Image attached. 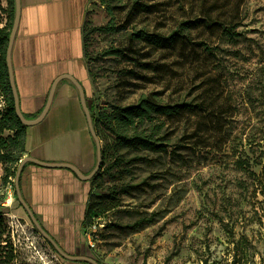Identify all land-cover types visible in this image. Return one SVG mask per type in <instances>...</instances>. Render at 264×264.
<instances>
[{
    "label": "rangeland",
    "instance_id": "rangeland-1",
    "mask_svg": "<svg viewBox=\"0 0 264 264\" xmlns=\"http://www.w3.org/2000/svg\"><path fill=\"white\" fill-rule=\"evenodd\" d=\"M137 2L154 11H142ZM107 7L92 0L85 27V87L95 113L150 93L202 109L162 119L167 153L121 148L99 129L105 160L91 180L92 206L72 256L101 264H231L242 242L252 264H264V0H123L113 15ZM7 10L0 0V28L8 24ZM210 17L240 22L243 35L232 43L219 31H192L190 37L206 42L215 56L188 45L157 50L133 39L135 31L169 34L185 20ZM110 24L120 30H96ZM116 48L154 68L107 54ZM4 109L0 92V117ZM136 156L143 160L132 161ZM120 157L125 161L118 164ZM5 175L0 161V209L8 212L0 241L14 245L18 261L71 264L36 230L16 200L15 180L6 184ZM86 214L100 228L90 240ZM142 218L154 223L127 228Z\"/></svg>",
    "mask_w": 264,
    "mask_h": 264
},
{
    "label": "crops",
    "instance_id": "crops-1",
    "mask_svg": "<svg viewBox=\"0 0 264 264\" xmlns=\"http://www.w3.org/2000/svg\"><path fill=\"white\" fill-rule=\"evenodd\" d=\"M20 4L12 63L21 111L35 120L45 109L58 79L71 76L86 91L89 74L84 29L92 0H20ZM26 147L25 158L69 164L85 176L96 169L97 146L79 90L70 80L59 83L44 121L28 127ZM21 191L43 228L66 253L77 255V238L92 181H84L68 169L28 164L22 174Z\"/></svg>",
    "mask_w": 264,
    "mask_h": 264
},
{
    "label": "trees",
    "instance_id": "trees-1",
    "mask_svg": "<svg viewBox=\"0 0 264 264\" xmlns=\"http://www.w3.org/2000/svg\"><path fill=\"white\" fill-rule=\"evenodd\" d=\"M6 1L8 3V24L5 27L0 28V92L5 97L4 115L0 117V135H3L5 131H11L14 134L6 138L0 137V161L5 165L6 175L4 182L9 184L13 182L12 179H16L18 168L24 158L23 155L27 153L26 142L28 127L23 125L16 114L14 97L9 80L6 58L7 49L9 46V38L15 19L16 3L15 0ZM102 1L108 5L107 11L110 15H113V11L115 10L116 6L123 2V0ZM136 4L144 12L152 13L154 11V7L148 3L137 2ZM240 24V22L237 23L232 19L220 20L218 18L213 19L212 17H210V19H188L181 22L179 28L169 34L150 32L146 29H142L135 31L133 34V39H136L137 41L157 50L170 51L175 50L178 45H188L202 48L205 52L215 56V50L212 47H210L206 42L195 41L190 37V33L201 28L210 30V32L219 31L225 40L233 43L239 41L243 37L242 33L238 32ZM96 30L106 34H111L117 33L120 29L117 26L110 24ZM84 41H86V29H84ZM107 54L110 56L119 57L126 61L136 62L145 68H154L152 63L141 62L136 57L130 55V51L127 49H111L107 51ZM158 96L159 95L157 93L143 95L136 103L123 106L114 105L111 109V112H101L99 114H96L93 106H90L94 128L98 136H100L99 129L102 128L107 133H110L113 137H115L117 146L121 148L167 153L168 145L165 144L163 139L160 137L161 129L163 127V124H161L162 119H172L179 117L185 112L193 113L197 110L201 111L202 107L201 105H197L192 102H165ZM39 114H37L34 119H36ZM25 118L28 119L26 116ZM105 155L106 151L104 146H102L101 168L103 167ZM142 160L143 158L138 156L132 159L134 162H139ZM118 161V164H121L125 161V159L124 157H120ZM261 166H263V163ZM262 172L264 173V166L262 167ZM21 180L22 176L20 179V185ZM92 193L90 195V200L86 210L87 213L91 210ZM15 196L16 200L18 201L16 189ZM18 204L20 208L24 210L19 201ZM24 212L26 213L25 210ZM7 213L8 212H6L5 209H0V238L1 236L5 235L7 231L5 219V215ZM26 215L28 216L27 213ZM86 215L87 216L85 217L86 219L84 225L85 229H87L92 224L89 215ZM153 223V218H142L127 228L131 230H139ZM49 244L55 251H57L51 245V243ZM244 251L245 248L243 243H236L234 248V258L231 264H252V261L246 256ZM62 259L64 261H68L64 257H62ZM69 262L71 264H77V262ZM97 262L100 263L99 261ZM0 264L28 263L18 261L17 256L15 255L14 245L11 242L0 241Z\"/></svg>",
    "mask_w": 264,
    "mask_h": 264
},
{
    "label": "water",
    "instance_id": "water-1",
    "mask_svg": "<svg viewBox=\"0 0 264 264\" xmlns=\"http://www.w3.org/2000/svg\"><path fill=\"white\" fill-rule=\"evenodd\" d=\"M16 3V11H15V19H14V24H13V28L11 31V35L9 38V46L7 49V68H8V72H9V80H10V84H11V89H12V93H13V97H14V102H15V111L16 114L18 116V118L20 119V121L23 123V125L27 126V127H34L37 126L39 124H41L44 119L46 118L52 103H53V99L54 96L56 94V90L57 87L59 85V83L61 82V80L63 79H68L70 80L79 90L80 96H81V100H82V106L83 109L87 115V119L89 122V126H90V131L93 135V138L95 140L96 146H97V157H98V162H97V166L96 169L94 170V172L89 175V176H85L83 173H81L76 167L69 165V164H65V163H57V164H49V163H44L41 162L35 158L32 157H26L24 158L21 163L20 166L18 168L17 171V175H16V179H15V189H16V193H17V198L19 203L22 205V207L24 208V210L26 211V213L28 214L30 220L32 221L34 227L36 228L37 231H39V233L41 234V236L48 241L49 243H51V245L58 251V253L64 257L65 259H67L68 261L71 262H85L88 264H101L98 263L96 260L91 259L89 257H78V256H72L69 255L68 253H66L59 245L58 243L52 238V236L43 228L42 224L39 221V218L36 214H34V212L32 211L31 207L28 205V203L25 201L23 195H22V191H21V185H20V179L21 176L23 174V170L25 168V166L27 164H34L37 166H41V167H45V168H57V169H68L73 171L80 179L84 180V181H91L96 174L99 172L101 165H102V145H101V141L100 138L94 128V124H93V119H92V115H91V111L90 108L88 106V102H87V95H86V91L84 89V87L80 84V82H78L75 78L71 77V76H65L62 79H58L51 91H50V95L47 101V105L45 107V109L43 110V112L41 113V115L35 119V120H28L25 118V116L23 115L22 111H21V105H20V98H19V94H18V90L16 87V82H15V76H14V69H13V63H12V53H13V47H14V43L16 40V36L19 30V26H20V18H21V4H20V0H15Z\"/></svg>",
    "mask_w": 264,
    "mask_h": 264
},
{
    "label": "built area",
    "instance_id": "built-area-1",
    "mask_svg": "<svg viewBox=\"0 0 264 264\" xmlns=\"http://www.w3.org/2000/svg\"><path fill=\"white\" fill-rule=\"evenodd\" d=\"M99 230H100L99 225L95 222H92V224L87 229H85L84 235L85 237H87V240H90L92 237L91 235L98 233Z\"/></svg>",
    "mask_w": 264,
    "mask_h": 264
}]
</instances>
